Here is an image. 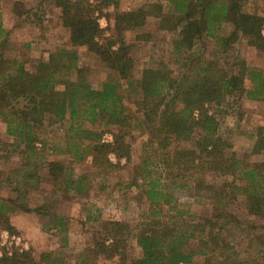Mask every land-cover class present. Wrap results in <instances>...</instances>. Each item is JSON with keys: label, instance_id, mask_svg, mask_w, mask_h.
Wrapping results in <instances>:
<instances>
[{"label": "trees", "instance_id": "trees-1", "mask_svg": "<svg viewBox=\"0 0 264 264\" xmlns=\"http://www.w3.org/2000/svg\"><path fill=\"white\" fill-rule=\"evenodd\" d=\"M35 1L37 7L28 9L15 3L13 14L37 17L39 8L53 5L71 48L33 61L24 44L20 58L0 4V124L10 138L9 155L20 159L6 170L0 167V234L16 231L10 215L19 209L48 217L44 226L66 238L62 199L83 195L90 184L73 164L88 161L100 174L118 175L131 160L128 137L136 131L146 139L142 156L136 174L120 178L125 180L120 189H137L149 203V215L135 225L102 220L93 232V253L117 258L114 264H194L198 256L202 264H264V160L251 159L264 153V124L242 156L219 133L227 105L244 97L264 101V72L233 54L241 37L264 54V16L251 10L250 0H155L133 10H121V0ZM151 17L159 20L160 31L178 32L173 42L182 64L178 72L158 61L136 75L128 33L149 39L138 31ZM226 24L231 30L221 33ZM208 39L214 41L212 54L201 46ZM77 47H86L114 73L101 87L85 77ZM48 124L64 136L50 138ZM106 133L111 142L103 141ZM45 181L52 190L31 206V192ZM194 204L207 206L206 213L194 212ZM133 240L142 251L137 258L129 256ZM90 249L80 253L79 264H93ZM59 253L12 247L1 252L0 264H62Z\"/></svg>", "mask_w": 264, "mask_h": 264}, {"label": "rangeland", "instance_id": "rangeland-1", "mask_svg": "<svg viewBox=\"0 0 264 264\" xmlns=\"http://www.w3.org/2000/svg\"><path fill=\"white\" fill-rule=\"evenodd\" d=\"M152 1L155 0H121L120 9L133 10ZM17 2L25 4L26 9L37 7V4L35 0L0 1L4 26L9 31L8 36L12 43L15 42L18 47H21L20 58H24V44L30 45L28 51L31 60L46 58L50 53L62 48H71L69 31L60 23L57 8L47 4L42 7L43 11L39 8L37 17H20L13 14V6ZM250 8L264 16V0H250ZM158 22L157 18L151 17L146 25L139 29L140 33H149L151 35L149 39L136 40V32L128 33V40L134 43L132 53L136 62V75H140L145 66L158 61H165L176 72L182 69L181 59L173 50V42L178 32L160 31L157 29ZM100 24L107 35L108 31L106 30H108L109 22L104 14L100 18ZM229 30H231V26L226 24L221 33H227ZM201 46H204L210 54L214 52V41L210 39ZM77 50L80 56L78 64L83 69L85 77L92 86L101 87L103 81L114 73L86 47H77ZM234 52L244 58L248 66L264 72V54L251 46L247 38L241 37L236 41L233 54ZM27 66L32 67L33 63L30 61ZM71 78H76L75 73ZM126 103L129 107L134 108L132 99L127 98ZM227 106H229V112L223 115L219 133L230 141L232 151L238 156H242L245 152H250L255 138L253 135H255L256 129L264 124V101L244 97L240 102L233 101ZM4 129V125L0 124V167L6 170L11 165L15 166L20 159L16 153L9 155L8 151L11 148L5 144L10 141V138L5 134ZM46 129L48 136L52 139L64 136V132L57 125L48 124ZM131 135L132 137L129 136L128 139L132 140V157L118 175L100 174L98 168L88 161L73 164L77 174H88L90 184L89 189L83 195L71 193L62 199L67 224L66 238L64 234L44 226L48 217L16 209L10 215L16 231L11 235L7 231H2L0 234V255L2 251L11 250L12 247L31 248L36 253L60 251L57 258L62 259V264H79L80 253H85V250L91 248L88 257L93 264L117 263V258L107 260L103 255L93 253V232L100 228L102 220H119L135 225L144 221L149 215V203L141 198L137 189H120L125 183V180L120 178L128 177L130 173L136 174L142 156V147L146 141L136 131H133ZM5 155L9 160L4 158ZM56 158L57 156L51 157V159ZM61 158L65 159L66 156ZM251 159L264 160V153L253 155ZM121 162L124 164L126 160L122 159ZM51 190V183L45 181L39 191L31 192V206L41 204L42 196ZM8 193V190L3 191V194L8 195ZM42 193L44 194L41 195ZM192 208L199 214H204L207 210L205 205L194 204ZM128 251L129 256L133 258L140 257L142 253L136 240L130 243ZM240 254L244 255L245 252L241 250ZM203 261L204 258L198 256L195 258L194 264H202Z\"/></svg>", "mask_w": 264, "mask_h": 264}, {"label": "built area", "instance_id": "built-area-1", "mask_svg": "<svg viewBox=\"0 0 264 264\" xmlns=\"http://www.w3.org/2000/svg\"><path fill=\"white\" fill-rule=\"evenodd\" d=\"M113 140V136H112V134H110V133H106V134H104V136H103V141L104 142H111ZM110 158H111V160H113L114 162H117L116 160V158L114 157V155L113 154H110Z\"/></svg>", "mask_w": 264, "mask_h": 264}]
</instances>
